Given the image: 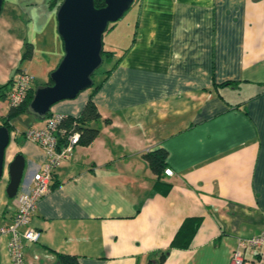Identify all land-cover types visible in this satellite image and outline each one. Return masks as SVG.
Returning a JSON list of instances; mask_svg holds the SVG:
<instances>
[{
  "label": "crops",
  "instance_id": "1",
  "mask_svg": "<svg viewBox=\"0 0 264 264\" xmlns=\"http://www.w3.org/2000/svg\"><path fill=\"white\" fill-rule=\"evenodd\" d=\"M36 2L3 1L0 86L20 69L34 76L33 87L45 85L63 57L56 11L35 10ZM132 4L122 52L105 49L113 54L107 69L115 67L93 97L99 133L53 170L29 223L38 240H22L25 264H53L56 252L77 255L80 264H159L164 250L162 264H230L240 240L264 234V0ZM26 41L32 56L24 60ZM89 93L60 100L49 113L76 115ZM9 108L0 98V120ZM29 122L14 128L5 150L0 227L16 209V196L6 194L7 164L24 156L20 191L46 160L23 136L45 118ZM159 148L173 174L158 179L144 153ZM189 217H201L190 245L169 247ZM8 240L0 233V264H11ZM244 252L250 264L254 250Z\"/></svg>",
  "mask_w": 264,
  "mask_h": 264
},
{
  "label": "water",
  "instance_id": "2",
  "mask_svg": "<svg viewBox=\"0 0 264 264\" xmlns=\"http://www.w3.org/2000/svg\"><path fill=\"white\" fill-rule=\"evenodd\" d=\"M134 0H104L96 7L94 0H62L57 11V32L63 42L64 54L49 73L51 84L35 88L27 104V112L44 119L53 104L73 99L93 84L92 74L102 63V37L109 23L120 19ZM3 0H0V12ZM10 142L6 126L0 125V181L5 167V150ZM25 159L16 153L7 164L8 183L6 194L16 196L23 182Z\"/></svg>",
  "mask_w": 264,
  "mask_h": 264
},
{
  "label": "built area",
  "instance_id": "3",
  "mask_svg": "<svg viewBox=\"0 0 264 264\" xmlns=\"http://www.w3.org/2000/svg\"><path fill=\"white\" fill-rule=\"evenodd\" d=\"M34 76L21 69L15 75L6 92V99L10 107L19 106L33 88ZM64 114H51L45 117L42 127H29L23 132L24 138L37 143L43 149L46 160L43 166L36 171L30 185L16 194V209L12 220L0 227V233L8 234V251L11 264H25L22 250V240L37 241L39 231L29 225L36 210L39 199L50 190L53 170L72 153L78 144L79 134L72 132L67 135L65 142L60 140L64 129L58 128V123ZM166 175H172L171 168H165ZM252 248L254 256L250 264H264V234L240 240L239 245L231 254L230 264H247L244 248Z\"/></svg>",
  "mask_w": 264,
  "mask_h": 264
},
{
  "label": "trees",
  "instance_id": "4",
  "mask_svg": "<svg viewBox=\"0 0 264 264\" xmlns=\"http://www.w3.org/2000/svg\"><path fill=\"white\" fill-rule=\"evenodd\" d=\"M62 0H50L49 8L55 9L57 11ZM94 5L96 7L104 6V0H94ZM114 26V25H113ZM109 27V25H108ZM108 29V28H107ZM112 52L109 50H105L102 46L101 57L102 62L105 60L109 61L112 57ZM32 56V44L28 41L24 42V49L22 53V59H30ZM115 65H113L110 69L104 71L103 78L96 82L94 79L95 72L92 74L91 79L93 80L92 86L89 88L90 93L88 99L86 100L84 106L81 111L76 115L64 114L61 120L58 123L59 129H64L65 132L60 134V140L65 142L67 139V135L72 132H77L79 134L78 144L88 145L90 144L98 135L99 128L92 125V123L101 119V114L98 110L96 103L94 102V94L100 88L103 81L108 77L111 71L114 69ZM21 70V69H20ZM19 70V71H20ZM52 71V70H51ZM50 71V72H51ZM12 79L9 82L0 86V98L6 96L5 91L7 86L11 83ZM232 82H224L221 85L231 84ZM45 84H51L50 78ZM36 87H33L26 99L17 107H10L8 113L2 118L0 121V125H4L8 128L10 136L12 131L14 130V125L10 122L16 116L22 113L27 112V104L29 103L33 92ZM50 113L46 115L49 116ZM37 118V117H36ZM39 119V118H38ZM105 123L108 122V119H103ZM11 139V137H10ZM144 157L147 160L150 169L158 176V179L162 173H164V169L166 167V151L163 148L155 149L153 151H147L144 153ZM159 182H156V185ZM201 217H189L184 219L176 233L174 234L169 247H177V248H186L190 245L191 240L200 224ZM56 261L53 264H80L78 256L69 253L56 252ZM167 253L166 251H162L159 255L157 263L162 264ZM151 264V263H150Z\"/></svg>",
  "mask_w": 264,
  "mask_h": 264
},
{
  "label": "rangeland",
  "instance_id": "5",
  "mask_svg": "<svg viewBox=\"0 0 264 264\" xmlns=\"http://www.w3.org/2000/svg\"><path fill=\"white\" fill-rule=\"evenodd\" d=\"M3 1L7 2L8 0H3ZM36 1H37L36 3H37L38 7L35 10H41V8H44L46 6V4H47V6H49L50 0H36ZM55 11L56 10L54 9V11H53L54 14H55ZM38 13L40 15L46 16V14L43 13V11L38 12ZM135 15H136L135 14V7H134V4H132L130 6V8L124 13V15L120 19H118L114 23H109L108 29L103 33V37H102L103 47H104V49H108L109 47H112V51L115 53V57H118L120 55V53L122 52V49L126 45V42L123 39H124L126 34L130 33L131 26H133V22L135 21V17H136ZM51 50L52 49H50L49 51H51ZM47 54L50 55V57L52 56L51 54H49V52ZM47 54H45V55H47ZM110 65H111V63H109V61L104 59V61L101 63V65L97 68L95 75H94V79L97 81L100 78L101 73L105 69H107ZM37 81H38V79H37ZM33 118H34V116L30 113H22V114L16 116L15 118H13L11 120V122L15 126V130L13 133H18L22 129L26 128L27 125L30 123L29 121L32 120ZM4 170H5V167H4ZM21 184H20V188H21Z\"/></svg>",
  "mask_w": 264,
  "mask_h": 264
}]
</instances>
